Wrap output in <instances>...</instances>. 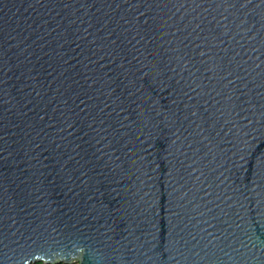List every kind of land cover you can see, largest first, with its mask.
Listing matches in <instances>:
<instances>
[{"label":"water","instance_id":"obj_1","mask_svg":"<svg viewBox=\"0 0 264 264\" xmlns=\"http://www.w3.org/2000/svg\"><path fill=\"white\" fill-rule=\"evenodd\" d=\"M264 264V0H0V264Z\"/></svg>","mask_w":264,"mask_h":264},{"label":"trees","instance_id":"obj_2","mask_svg":"<svg viewBox=\"0 0 264 264\" xmlns=\"http://www.w3.org/2000/svg\"><path fill=\"white\" fill-rule=\"evenodd\" d=\"M33 264H43L41 262H36V263H33ZM58 264H63V263H58Z\"/></svg>","mask_w":264,"mask_h":264}]
</instances>
